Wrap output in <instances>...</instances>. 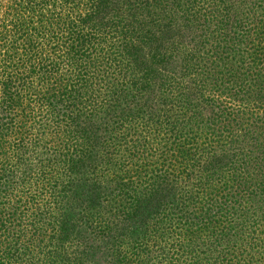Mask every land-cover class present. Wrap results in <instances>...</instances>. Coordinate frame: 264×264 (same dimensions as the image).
<instances>
[{"label":"trees","instance_id":"1","mask_svg":"<svg viewBox=\"0 0 264 264\" xmlns=\"http://www.w3.org/2000/svg\"><path fill=\"white\" fill-rule=\"evenodd\" d=\"M0 264H264V0H0Z\"/></svg>","mask_w":264,"mask_h":264}]
</instances>
